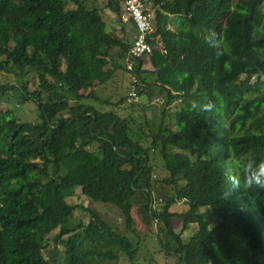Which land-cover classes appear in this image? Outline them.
Here are the masks:
<instances>
[{
  "label": "trees",
  "instance_id": "trees-1",
  "mask_svg": "<svg viewBox=\"0 0 264 264\" xmlns=\"http://www.w3.org/2000/svg\"><path fill=\"white\" fill-rule=\"evenodd\" d=\"M124 1L105 4L123 25L119 37L85 0H0V75L17 82L0 80V264H152L139 254L153 225L176 264H264V189L243 187L245 168L254 174L264 162V0H146L147 41L156 49L133 59L138 29L123 21ZM213 33L219 56L207 41ZM116 71L129 76L122 103L165 95L155 100L166 115L184 101L178 131L162 124L149 135L147 120L137 132L133 120L106 110L110 99L96 88ZM244 75L259 81L245 83ZM132 78L138 102L128 101ZM9 91L34 102L40 120L6 118ZM156 154L168 173L161 182L153 179ZM75 188L120 220L90 207V219L77 221L78 207L65 198ZM181 201L199 227L186 244L171 211Z\"/></svg>",
  "mask_w": 264,
  "mask_h": 264
},
{
  "label": "rangeland",
  "instance_id": "rangeland-1",
  "mask_svg": "<svg viewBox=\"0 0 264 264\" xmlns=\"http://www.w3.org/2000/svg\"><path fill=\"white\" fill-rule=\"evenodd\" d=\"M86 6L89 8L97 7L101 10L103 17L108 23L107 30L114 35H118L119 37H123L122 33V23L117 18V16L111 10L106 8V5L108 0H85ZM122 2V0H119ZM130 31L131 24H125L123 23ZM118 27V29H117ZM123 29V28H122ZM118 32V33H117ZM149 60V59H148ZM146 69H148V76L149 81L151 85V92L152 88L154 87L153 83V76L151 75V65L149 62H146ZM114 77L112 80L104 87H97L96 90L100 92V96L107 100L110 99V105L105 106V109L108 111L116 112L117 115L121 119H129L133 120V130L138 131L139 127L145 126L146 122L148 120L149 128L150 130H146L145 133L151 135V134H157L160 126L162 124L167 125L170 128H173L175 132L178 131V127L174 124L177 120L176 113L182 108V103L184 101H177L175 102L170 108L166 110V115L164 112V106L157 104V101L155 99L160 98L165 100V95L163 96H150V94L145 93V95L142 97L141 104L139 105H127V102L124 101L122 103V99L125 98L128 93V85H129V76L128 74L124 73L123 71H116L114 72ZM28 79L30 81L31 86L37 85L38 80L34 74H30L28 76ZM0 80L4 84L8 85H16V81L13 76H9L7 74L2 73L0 75ZM241 80L245 83L253 84L257 81H259L258 77L251 76V75H244L241 77ZM264 81V78H262ZM263 90V88H262ZM72 105H75V102H71ZM198 105H200V101H196ZM115 105V106H114ZM1 106L2 111L6 113V118L15 117L21 122H27V123H34L36 121L40 120V114L37 109V105L34 102H25L20 99V95L13 91L6 92L4 98L1 100ZM163 107V108H162ZM26 116V117H25ZM121 121V120H120ZM155 154V153H154ZM156 155L158 157L156 158ZM154 156H151V162L154 166L153 168V179L157 180L159 179L160 182L168 177V173L164 168V161L161 157V155L156 154ZM162 183H157V186L160 188ZM166 189V188H165ZM171 189V188H169ZM157 195L160 197L158 193H154V198H157ZM65 198L66 201L73 205L78 207L75 211V219L77 221L83 220L88 221L90 219L89 213L85 212L84 209L94 207L99 212L110 215L115 219H118V215L114 210H111L110 208L106 207V205L102 203H93L85 198V196L82 194V191L80 188H75L71 191L65 192ZM137 204H135V207L133 209V216L136 219L137 223L140 226L139 223V217L136 213V207ZM172 213L177 217H175L174 220V228L176 233H178L181 237L182 243L186 244L190 241V238L198 232L199 227L194 224L190 223L185 217L187 213L189 212V206L187 203L179 202L177 205L173 206ZM120 220V218L118 219ZM207 221L210 223L211 227H214L216 225L214 219L208 215ZM143 227H141L142 229ZM152 230L154 234L151 238V236L145 241L146 243L141 246V252L139 256H141L143 259L151 261L152 264H176L177 258H168L166 257V254L162 251L158 238V232L156 229V226H152ZM60 231V229H59ZM57 231V233H59ZM63 231V229H61ZM156 235V236H155ZM64 239L67 237L64 236ZM146 245V246H145ZM61 249V248H60ZM103 264H106L105 262H102Z\"/></svg>",
  "mask_w": 264,
  "mask_h": 264
},
{
  "label": "built area",
  "instance_id": "built-area-1",
  "mask_svg": "<svg viewBox=\"0 0 264 264\" xmlns=\"http://www.w3.org/2000/svg\"><path fill=\"white\" fill-rule=\"evenodd\" d=\"M123 21H132L138 29V37L134 41L130 51V59L135 57H142L143 55L150 56L154 53L156 47L149 44L147 41L148 36L152 32V14L147 5L146 0H125L124 13L122 15ZM166 53L165 50H163ZM128 69H133V63L128 62ZM133 88L129 94V102H138V81L132 78ZM157 102L163 103L161 100Z\"/></svg>",
  "mask_w": 264,
  "mask_h": 264
},
{
  "label": "clouds",
  "instance_id": "clouds-1",
  "mask_svg": "<svg viewBox=\"0 0 264 264\" xmlns=\"http://www.w3.org/2000/svg\"><path fill=\"white\" fill-rule=\"evenodd\" d=\"M207 41L212 48L216 49L217 56L222 54L221 52L222 41L216 39L214 33L207 37ZM213 107L214 105L211 103L205 104L202 108V111H210ZM248 168H250V165H248L245 168L244 183H243L244 189H253V188L264 189V162H262L259 165V171L254 174H249ZM232 183L234 188L241 187L240 181L237 178H233Z\"/></svg>",
  "mask_w": 264,
  "mask_h": 264
},
{
  "label": "crops",
  "instance_id": "crops-1",
  "mask_svg": "<svg viewBox=\"0 0 264 264\" xmlns=\"http://www.w3.org/2000/svg\"><path fill=\"white\" fill-rule=\"evenodd\" d=\"M114 15V14H113ZM122 27H123V25H122ZM117 29H118V27H117ZM121 30H122V28H121ZM118 33V32H117ZM122 33H123V31H122ZM124 34V33H123ZM146 62H149L150 63V65H151V62H150V60H146L145 61V63H144V69H146L145 67H146V65H147V63ZM152 68V67H151ZM146 70H148V69H146Z\"/></svg>",
  "mask_w": 264,
  "mask_h": 264
},
{
  "label": "bare ground",
  "instance_id": "bare-ground-1",
  "mask_svg": "<svg viewBox=\"0 0 264 264\" xmlns=\"http://www.w3.org/2000/svg\"><path fill=\"white\" fill-rule=\"evenodd\" d=\"M26 117V116H25Z\"/></svg>",
  "mask_w": 264,
  "mask_h": 264
}]
</instances>
